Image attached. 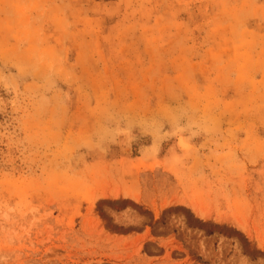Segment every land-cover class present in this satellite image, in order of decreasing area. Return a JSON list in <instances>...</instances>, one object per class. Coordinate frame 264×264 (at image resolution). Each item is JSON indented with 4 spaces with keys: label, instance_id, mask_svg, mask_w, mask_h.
<instances>
[{
    "label": "rangeland",
    "instance_id": "rangeland-1",
    "mask_svg": "<svg viewBox=\"0 0 264 264\" xmlns=\"http://www.w3.org/2000/svg\"><path fill=\"white\" fill-rule=\"evenodd\" d=\"M0 264H264V0H0Z\"/></svg>",
    "mask_w": 264,
    "mask_h": 264
}]
</instances>
